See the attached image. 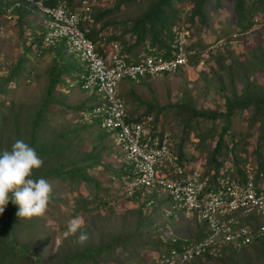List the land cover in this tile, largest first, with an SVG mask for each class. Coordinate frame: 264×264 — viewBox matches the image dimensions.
Listing matches in <instances>:
<instances>
[{"label": "rangeland", "instance_id": "1", "mask_svg": "<svg viewBox=\"0 0 264 264\" xmlns=\"http://www.w3.org/2000/svg\"><path fill=\"white\" fill-rule=\"evenodd\" d=\"M108 1L110 0H95L98 4ZM149 1L123 0L117 3L108 15L100 18L99 21H92V26L98 27L101 25L103 30V37L98 42L106 47L109 41H119L125 48V39L128 38H126L127 34L125 32H127L126 27L129 24V19L143 12ZM80 3H86V6L83 7H86L89 11L94 10L87 3V0H72V5ZM183 5L187 8L185 9V16L181 20L188 23L189 29L186 50L188 55H195L191 58H196L198 61L193 64L189 62L180 70L173 72H156L152 76H142L140 77L141 82L136 85L126 81L124 84H120L118 90L125 100L129 114H152L159 125L170 132L173 140L176 141L179 138V142L183 143L185 154L188 152L187 159L193 162L197 159L202 161L204 157L206 158V152L214 142L213 137H205L203 135L205 133L200 132L213 124H215V130L219 131L223 121L220 118L214 119L215 122L210 123V119H201L199 115L192 117L193 115L189 116L185 111L189 108L196 110L215 109L217 106L223 108V91L219 87L217 78V75L220 74L216 72L218 69L221 71V83L224 85L225 92L228 91L229 85L227 78L222 76L225 75V69L218 67L215 57L221 53L226 52L227 54L232 51L231 57L227 56L224 61L233 62L232 64H234L236 63L235 57H237L240 60L238 63L243 64L245 55L253 53L257 45L264 51V10H250L251 25L241 32L237 30L235 12L229 1L224 3V0H221V3L211 5L210 8L212 9H208L205 5L204 9L208 12V15L203 25L198 23L194 25L190 22L187 13L190 3L186 1ZM12 9L0 12V153L1 151L10 150L14 142L21 140L20 136L23 133L25 134L28 127V116L34 109V99L42 93L43 85L46 83L47 77L43 72L45 65L49 62V57H46L43 52L37 53L33 45V43L37 44L38 33L36 32H39L37 20L40 17L38 14L27 8H17L18 15ZM44 28L46 29V27ZM167 33L159 36H165L166 39H169ZM189 43H192L190 47H188ZM81 61L83 63L82 70L74 74L86 71L87 66L82 58ZM234 68H236V65H234ZM232 74L237 76V79L234 80L236 89H242L240 88L241 83H238V80L241 81V75L235 71ZM252 75L256 79V83H261L264 80L262 78L263 73L258 70L252 71ZM251 80L252 77L249 79L250 83ZM249 89L254 91L253 94H256L257 91L261 92L264 87ZM55 96L58 100L64 102L75 104L80 102L85 106L94 103L98 97L97 93L91 88L84 92L76 86L67 90L61 87L55 92ZM257 107L258 112L261 113L263 106L259 104ZM49 109L47 130L42 133L44 136L50 131L58 132L63 129L69 119L73 120L74 118V114L70 110L57 104H50ZM249 113V109H236L229 117L228 134H232L233 137L224 135L223 138H225L224 142L227 144V148L231 147V155H233L234 146L235 151L243 152V150H246L252 156L254 154L251 149L254 147L258 132L249 133L247 129ZM243 114L245 115L242 116ZM25 116L27 117L25 118ZM188 116L191 120L195 118L198 123L196 122L193 126L185 128L183 125L190 121ZM17 124H22V129L18 132H12ZM68 124L70 125V123ZM254 126H257V121ZM95 129L97 128L93 126V128L87 129L90 130L89 132H75L76 136L70 141L72 144L75 142V147L71 149L72 161L75 160V157L76 159L83 157L85 151L92 150L91 144L100 139L98 134L92 133ZM196 131H198V134ZM209 133L216 134L212 131ZM58 138L62 137L58 135ZM110 142L108 137L105 136L104 144L109 150L114 151ZM246 147L248 149H245ZM221 151L224 153L225 148H222ZM105 152L106 150L101 147L100 153L103 157L100 164L94 167V170H97L96 173L92 172L97 179L101 180L100 185L102 188L93 187L91 183L84 181H80L76 185L73 183L62 184L63 186H59V191H56L61 199H54L44 216L36 217L34 221H31L32 219L25 221L19 226L17 231L19 239L22 237L31 240L33 250H35L38 257L33 253L29 254L38 260L40 259L42 264H54L58 256L63 257L71 254V252H77V250L87 245L92 246L99 241L103 242V240L113 235L127 237L128 244L125 248L128 253L122 256L117 246L115 248L117 262L110 264H141L140 259H147L149 252L153 257H158L167 251L159 245L153 246L152 251L151 248L147 247L149 242L145 235V227L140 228L144 234L142 242L138 238L130 239L128 237L133 235L132 232H139V229H134L135 215L133 210L135 207L130 206L133 203L131 204V202L120 197L113 198L115 190H118L120 185H118L119 182L115 178L109 180V184H107V177L113 171L114 165L119 162L114 154L106 155ZM261 154L264 155V144L262 145ZM45 158H47V161L48 159L54 161L49 155H46ZM106 164L108 166L105 168L104 165ZM113 174H115L114 171ZM118 192L121 193V189ZM78 194H82V197L86 198L87 208L92 209L72 215V208L77 206V201H74V199ZM116 195H119V193H116ZM99 199L104 202L100 204ZM163 201H167V199L164 198ZM166 205L160 201L156 204L160 217L164 218L166 224L171 225L177 234H193L192 226L182 225L179 229L175 228L172 224L176 220L172 216H163L161 208ZM132 208L133 210H131ZM93 209L97 210L96 214L91 212ZM142 214H149L148 209ZM76 217L82 218L84 225L76 235L66 237L67 224ZM35 227L37 228L35 229ZM39 227L40 232L37 230ZM30 229L37 233L29 232ZM81 233H86L88 236L87 241L83 244L77 243V238ZM143 242H145L144 245ZM257 250L254 246H249L245 250L237 252L230 259H212L208 264H264V250L262 251L263 254ZM13 264L28 263L20 260L19 262L14 261ZM75 264H81V262H75Z\"/></svg>", "mask_w": 264, "mask_h": 264}, {"label": "trees", "instance_id": "2", "mask_svg": "<svg viewBox=\"0 0 264 264\" xmlns=\"http://www.w3.org/2000/svg\"><path fill=\"white\" fill-rule=\"evenodd\" d=\"M43 1L45 4H51L55 0ZM63 1L71 9H80L78 21L79 29L82 30L86 37L92 40L95 49L99 52H102L103 45H101L98 40L103 37V30L101 29V25L98 27L92 26V21H99L100 18L108 15L112 11V8L123 0H110L108 2L99 4L96 3L95 0H87V3L94 10L89 11V16L83 19L81 18L85 12L83 10V6L86 3L72 5V0ZM186 1L190 3V7L188 8L187 12L188 18L189 21L194 25L196 23L201 25L205 23L204 21H206L208 15V12H206L204 9L205 5L208 9H212L210 8L211 5L213 6L216 3H221V0H150L147 8L143 12L137 14L128 21L129 24L126 27L127 32H125L127 34L126 38H128L125 39V48L122 46V51L125 52L128 62L136 60L139 51L148 53L160 47L169 48L168 44L170 43V38L174 27L179 23H183L188 28V23L181 20L185 16V9L187 6L183 5V3ZM225 1L231 2L233 11L235 12V21L238 27L237 30L241 32L248 29L251 25L252 17L250 15V10H264V0H224V3ZM7 5L8 1L0 0V12L5 11ZM17 8H25V6L22 4L14 5L12 10L16 12ZM16 13L18 14V12ZM37 21L39 25V32H36L38 33L36 38L37 44L33 43V45L37 53L43 52L45 53L46 57H49V62L45 65L43 72L47 79L46 83L43 85L42 93L34 99V109L30 116H28L27 130H25V134L23 133V135L20 136V139L27 143L30 147H33L36 150L37 155L43 160L42 167L33 171L32 178L39 179L42 177L51 183L53 187V202L54 199H61L56 191H59V186H63L67 183H73L76 185L80 181H84L86 183H91L93 187H101V180L97 179L95 174L92 173H96L97 170H94V167L100 164V160L103 157L102 153H100L101 147L102 149L106 150V155L114 154L116 158L120 155V151L118 144L113 139V134L111 131H106L101 128L96 119L88 121L86 118H83L80 115V110L85 106L83 103L81 104L80 102H77L75 104L64 102L62 100H58V98L55 96V92L61 87L65 88L66 90L73 87L72 85L69 86L67 78L72 77L75 72L82 70L83 63L79 56L68 50V46L63 38L53 44H48L47 46L43 47L41 40L45 34V26L43 24L44 18L40 17ZM165 33L169 35V39H166L165 36H159ZM191 45L192 43H189L188 47ZM185 47L187 48V42ZM232 54V51L227 54L225 52L215 57V62L217 63L218 67L222 68L223 70L225 69V75L223 74L222 76L227 78L229 85L228 91H224V85L221 83V71L218 68L212 67L214 69H218L216 72L220 74L217 75V78L219 80V87L223 91V108L220 106H217L215 109L200 110L189 108V110L186 109L185 112H187L189 116L193 115L192 117L199 115L201 119H210V123L215 122L213 121L214 119L220 118L223 121L219 131L215 130L216 127L215 124H213L211 127L208 126L206 130L200 132L202 134L205 133L206 135L203 134L205 137H213L214 139V142L211 144V146H209L206 152L207 157L203 158L204 165L207 169L220 164L222 165L223 160H227L231 165H233V167H235L236 164L243 162L248 154L254 166L257 169H262L264 171V155L261 154L262 145L264 144V89L261 90V92L257 91L256 94H253L254 91L249 89H258L264 87V80L261 83H256V79L252 75V71L254 70H258L264 75V51L260 49V46L257 45V47H255L253 50V53L245 55V61L243 64L238 63L240 60H238L237 57H235L236 63L234 64H232V61V63L224 61L227 56L231 57ZM193 55L191 54L186 57L185 65L189 64V62L193 64L198 61L196 58H191ZM234 65H236V68H234ZM183 67L184 66H179L176 70H180V68ZM234 71L238 72L242 77L241 81L238 80V83H241L240 86L242 85L240 87L242 89H236L234 80L237 79V76L232 74ZM250 77H252L251 83L249 82ZM262 78L264 79V76ZM75 86L79 88L78 83L75 84ZM13 87L15 86L13 85ZM81 90L84 92L86 91L83 89ZM50 104H57L65 109L70 110V112L74 114V118L73 120H68L70 125L67 123L63 129H60L58 132L50 131L47 132L46 136H44L42 133L47 130V115L50 111ZM259 104L263 106L261 113L258 112L257 106ZM236 109H249L250 111L247 120V129L249 130V133H253L254 131L258 132L254 147L251 149V151L253 150L255 156L254 154L252 156L246 150H243V152H240L239 150L235 151V146L233 147V155H231V147L227 148V144L224 142V135L230 136L231 138L233 137L232 134H228V124L230 115ZM126 110L127 114H129L127 108ZM244 115L245 114L242 116ZM189 116L188 119L190 121H187L183 125L185 128L193 126L197 122L195 118L191 120ZM26 117L27 116H25V118ZM256 121L257 126H254ZM93 126L97 129L93 130L92 133L95 135L98 134L100 139L91 144L92 150L89 149L88 151H85L83 157L77 159L75 157V160L72 161L71 149L72 147H75V142L72 144L70 141H72L76 136L75 132H89L90 130L87 129L93 128ZM21 129L22 124H17L13 128L12 132H18ZM210 131L215 132L216 134L209 133ZM196 133L198 134V131H196ZM58 135L62 138H58ZM105 136H107L109 141H111L110 143L114 151L109 150V148L104 144ZM177 139L178 140L176 141L173 140L172 144L173 147H175L174 151H176V154H178L177 158L181 160L183 158L182 154L185 150L183 149V143L179 142V138ZM222 148H225L224 153L221 151ZM245 149H248V147ZM2 153L3 152L1 151L0 154ZM46 155L51 156L54 161L52 162L50 159L47 161V158H45ZM46 161L48 162V165ZM106 166H108V164L104 165L105 168ZM113 171L115 172L116 176L113 174ZM113 171L109 173V177H107V184H109V180L115 178L119 182L118 185H121L119 181L120 176L122 174H130L128 167L122 162L114 165ZM210 179L214 180V174H210ZM119 189L120 188L115 190L113 195L114 197H112L115 199L120 197L124 200H127L131 202V204L133 203L130 206L135 207L134 210L133 208L131 209L135 215L134 229H139V232H132L131 234L133 235L128 236L130 239L138 238L142 242L144 234L140 228L145 227V235L147 237V241L149 242L147 247L151 248V250L153 246L157 245L166 249H168L170 245L177 247V244L182 242V238L180 237L177 238L178 243L170 241L162 242L160 235H163V233L159 229L158 223L152 219L159 215L157 208L148 210L149 215L142 214L144 210H146V199L156 196L153 191L149 192L144 190V187H137L132 191V193L127 194L125 191H121V193L118 192ZM116 193H119V195H116ZM85 200L86 198L82 197V194H78L75 197L74 201H77V206L72 208V215H77L92 209L87 208ZM98 202L101 204L104 201L99 199ZM79 207H81V209H79ZM17 211L18 206L10 201L6 206L4 213L0 215V264H13L14 261L19 262L20 260L25 263L27 262L28 264H42L40 259L38 260L29 254L33 253L35 256H37L35 250H33L31 240H28L27 238L24 239L22 237L19 239L18 237L19 233H17V231L19 226H21L23 222L30 219L17 217ZM91 212L96 214L97 210L93 209ZM31 219V221H34L36 217ZM36 228L37 227H35V229ZM37 230L40 232V227ZM30 231L37 233L31 229L29 232ZM180 236H182V234H180ZM200 236L203 235L201 234ZM127 244V237L125 238V236L113 235L103 240V242L99 241L92 246L87 245L82 249L77 250V252H71V254L63 257L58 256L56 257L54 264H75V262H81V264H110L117 262L115 259V256H117V251L115 248L117 246L119 247L118 251H120L122 256H125L128 253V250L125 248ZM144 244L145 242H143V245ZM249 246H254V248L258 249L257 251H261L263 254L262 251L264 250V239L256 238L248 244L239 247H234L231 246V244L226 243L220 246L219 250L214 254L208 250H204L201 254L193 257L191 260H186L178 264H208V262L212 259H230L235 254H237V252L245 250ZM138 258L140 259V257ZM140 261L141 264H153L154 257L151 255V253H149V257L147 259L143 258L140 259Z\"/></svg>", "mask_w": 264, "mask_h": 264}, {"label": "built area", "instance_id": "3", "mask_svg": "<svg viewBox=\"0 0 264 264\" xmlns=\"http://www.w3.org/2000/svg\"><path fill=\"white\" fill-rule=\"evenodd\" d=\"M25 1L47 15L42 45L63 38L68 49L86 63V71L77 74L69 85L78 83L80 88H91L97 93L96 104L80 114L88 121L98 119L101 127L116 130L114 135L123 151L122 161L130 170V174L121 175L123 190L130 194L137 187H156L172 201L165 214L179 209L203 224L202 237L170 247L154 264L182 263L204 250L214 254L226 243L239 247L256 238L264 239V171L256 170L248 157L237 169L227 160L208 169L199 160L189 164L186 159L177 160L169 132L153 131L148 117L130 123L124 121L123 101L116 95L117 83L124 77L136 80L140 75L173 72L183 65L187 30L175 29L169 48L142 52L134 63L126 62L119 53L120 45L113 42L105 63L93 42L78 27L80 9L68 8L63 0L51 6L40 0ZM83 10L82 19L89 16V10L86 7ZM210 174H214V180ZM161 240L166 239L161 236Z\"/></svg>", "mask_w": 264, "mask_h": 264}, {"label": "clouds", "instance_id": "4", "mask_svg": "<svg viewBox=\"0 0 264 264\" xmlns=\"http://www.w3.org/2000/svg\"><path fill=\"white\" fill-rule=\"evenodd\" d=\"M6 1H8V5L6 6L5 11H10V9H12V7L14 5L22 4L28 10L33 11L36 14H38L39 17L44 18L43 24L46 27L47 15H45L40 10H38V8L35 6V4L28 3L25 0H6ZM40 1L44 5L51 6V5L55 4L57 0H55L51 4H45L43 0H40ZM179 28L187 30V35H185V44H186L187 37L189 34V29L183 23H179L177 26L174 27V29L172 30L170 41L172 39V35H173L174 30L179 29ZM46 29H47V27H46ZM46 29H45V31H46ZM41 42H42V40H41ZM113 42H116L120 45L119 53L121 54L122 58L126 62H128L126 59L125 52L122 51V44H120L119 41H109L108 44L106 45V47L105 46L102 47V52H99L96 49L95 50L100 55H102L105 63H108V53H109V50L111 49V43H113ZM43 47H45V46H43ZM163 48H165V47H160L156 50L163 49ZM185 49H186V47H185ZM140 53H142V52L139 51V53L137 54L136 60H138V56ZM187 55H188V51H187L186 57H187ZM136 60L129 61V62L134 63V62H136ZM181 66H185V63ZM76 75L77 74H74L72 77L67 78L68 84L72 79H74L76 77ZM142 76H152V75H146V74L140 75L137 77L136 80L129 78V77H124L117 83L116 95L118 97H120L123 101L124 111H125L124 121L126 123H130L131 121H138L141 118L148 117L149 122L151 123V127L153 128V131H158L159 133H161L162 131H166L167 129L161 127L159 125L158 121H156L154 119V116L152 114H147V113H145V114H143V113L127 114V110H126L127 107L125 104V100L119 93L118 88H119L120 84H124L126 81H128V82H132V85H136V84L141 82L140 77H142ZM75 84H77V83H74L72 86H75ZM69 86H71V85H69ZM78 86H79V84H78ZM79 88H80V86H79ZM81 89H83V88H81ZM83 90H86V89H83ZM96 102H97V98L95 99L94 103H91L89 106H84L81 110L96 104ZM93 119H96V118H93ZM93 119H91V120H93ZM96 120L98 123V119H96ZM99 126H100V124H99ZM101 128H103L106 131H111L113 134L114 141L118 144V142L115 139V135H114V132L116 131L115 129H109L108 130L104 127H101ZM169 134H170V132H169ZM170 138H171V134H170ZM169 142H170L172 152L175 154V156L177 158L178 154H176V151H174L175 147H173V144H172L173 139L171 138V140ZM118 148L120 151V153H119L120 155L116 159L118 162L124 163L122 161L123 151H122L121 146L119 144H118ZM187 153L188 152H186V154H185V151L183 152V154H182L183 158L182 159H186L187 162H190V159L188 160L186 157ZM246 157H248L249 160L251 161L249 155H247ZM177 160H179V158H177ZM198 160L201 162L202 166L205 167L204 159L202 161L200 159H197L193 162H190L189 164H193L194 162H196ZM241 163H238L235 165L236 169L239 167V164H241ZM42 165H43V160L37 155L36 150L33 147H30L23 140L15 141L10 150H5V151H3L2 154H0V215H2L4 213L6 206L8 205V203L10 201L13 204L18 206V211L16 213V216L19 218L31 219L33 217H42L45 215L46 211L48 210L50 203L52 202L53 187L48 180H46L42 177L39 179H33L32 178L33 171L41 168ZM254 168L256 170H262V169H257L255 166H254ZM120 178H121V176H120ZM120 178H119V181H120ZM120 183H121V181H120ZM142 187H144V186H142ZM120 189H121V191H124L122 188V184L120 185ZM148 189L144 188V190H147L149 192L153 191L156 194V196L146 199V201H145L146 209L150 210L152 208H157L156 204L159 201L161 203H165L167 205L163 206L161 208L163 211V216L164 217L172 216L173 219L176 220V222H174L172 224L175 228L179 229L180 226H182V225L192 226V231L194 232L191 235L180 236V234H177L176 231H174V229L171 227V225L166 224V221L164 220V218L160 217V213H159L158 216H155L152 219H154L155 222L158 223L159 229L163 233V235H160V236H164V238L166 239L164 242H168V241L177 242V238H179V237L182 238V242L194 241V240H197L198 238L202 237V236H200L201 234L204 235V231L202 230L203 224L201 222H198L195 219V217H192V216L187 217L179 209L177 210V212H171L169 214H165V209L170 207L172 201L169 198V196L163 190L157 189L156 187H153V188L149 187ZM164 198H166L167 201H163ZM147 215H149V214H147ZM181 221H182V223H181ZM83 225H84V221L82 220V218L76 217V218L71 219L67 224V231L65 233V236L67 237L69 235H72V236L76 235V233L83 227ZM199 231H200V234H199ZM198 236H200V237H198ZM172 237L174 238V241H171ZM87 239H88L87 234L81 233L77 238V243L83 244L87 241ZM170 247H175V246L170 245L169 248ZM168 249H166V250L168 251ZM156 258L157 257H154V261ZM176 264H178V263H176Z\"/></svg>", "mask_w": 264, "mask_h": 264}]
</instances>
